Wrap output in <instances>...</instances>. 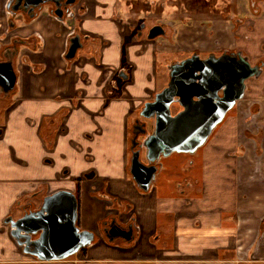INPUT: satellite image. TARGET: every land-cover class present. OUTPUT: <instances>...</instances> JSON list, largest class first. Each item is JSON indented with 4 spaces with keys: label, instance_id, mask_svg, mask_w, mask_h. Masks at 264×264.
<instances>
[{
    "label": "crops",
    "instance_id": "obj_1",
    "mask_svg": "<svg viewBox=\"0 0 264 264\" xmlns=\"http://www.w3.org/2000/svg\"><path fill=\"white\" fill-rule=\"evenodd\" d=\"M6 1L0 0V45L13 36L32 43L20 48L15 61L19 81L12 107L2 111L0 100V264L41 263L24 254L2 225L8 214H19L16 205L40 188L77 192L79 226L95 234L100 222L117 210L125 214L131 208L134 216L132 241L124 236H116L110 244L97 241L76 254L82 255L77 262L64 264H264L262 90L250 92V103L259 102L251 119L246 106L242 114L238 112L239 101L236 113L225 118L203 146L176 158L185 176L161 184L155 181L143 193L129 172V128L157 90V52L178 54L188 45L194 47V42L212 50L219 29L213 39L196 36L200 28L185 25L161 44L142 37L130 39L115 23L117 0H81L86 11L79 16L80 29L111 42L103 51L107 71L94 61L82 62L93 54L91 48L79 54L80 64L62 58L74 19L59 21L44 9L27 22L18 15L12 19L14 29L6 32ZM245 4L236 0L235 12L247 11ZM260 6L262 14L254 20L250 40L236 42L252 56L258 55L264 39V2ZM171 60L167 58V63ZM113 67H124L129 80L121 84V95L103 106V78L109 95ZM71 100L80 103L64 119L67 130L59 139L57 132V143L47 149L44 138L53 126L48 120L71 107Z\"/></svg>",
    "mask_w": 264,
    "mask_h": 264
},
{
    "label": "water",
    "instance_id": "obj_2",
    "mask_svg": "<svg viewBox=\"0 0 264 264\" xmlns=\"http://www.w3.org/2000/svg\"><path fill=\"white\" fill-rule=\"evenodd\" d=\"M13 0H10V4ZM12 11L29 7L28 11L48 0H15ZM163 34L160 26L151 28L148 35L154 38ZM67 57H72L79 46L78 38L71 40ZM170 82L167 88L147 102L141 115L153 119L151 132L143 128L147 163L140 160L139 152H133L130 160V174L139 188L147 190L154 179L156 167L153 164L162 155L173 152H195L203 146L215 128L223 121L226 113L237 100L244 96L245 79L257 75V69L243 66L227 53L213 59H199L196 55L172 63ZM16 75L11 61L0 62V86L4 92L13 89ZM222 90L220 96L218 91ZM177 102L182 110L172 114L170 104ZM78 203L73 192L59 190L45 196L35 211L20 218L4 220L10 225V234L23 253L39 261H58L93 245L97 237L93 232L80 230L77 226ZM132 225L120 227L114 221L109 235L133 238ZM36 236L34 238L33 236Z\"/></svg>",
    "mask_w": 264,
    "mask_h": 264
},
{
    "label": "flooded vegetation",
    "instance_id": "obj_3",
    "mask_svg": "<svg viewBox=\"0 0 264 264\" xmlns=\"http://www.w3.org/2000/svg\"><path fill=\"white\" fill-rule=\"evenodd\" d=\"M9 1L10 0H7L5 5H4L5 14L9 18V21L7 23L8 28H7L6 32H11L14 29V21L12 19H15V17H17L18 15H20L22 17L23 21L27 22V21L33 20L44 9H46L51 14V16H53L55 19H57L59 21L67 22L68 20L74 19L75 23L72 24L71 26H69V29H68L67 34H66L65 46H64V49L61 53L62 58L66 61H71L73 64H80L81 63V61H80L81 57L79 56V54L84 52V51H88V49L91 48L93 50V54L91 56L85 57V59H82V62L85 60L94 61L97 63V65H100L104 70L108 71V68L105 66V64L103 62V51L105 50L106 46H109L111 44V42L104 35H98V34L91 33V32H85V31L80 29L81 23L79 24L78 19H79V16L83 15L84 12L86 11V8L81 3V0H48V2L41 3L39 6L35 7L33 9V11H30V12L28 11L29 7L20 8L16 11H12V6L16 5V2H15V0H13L10 4H8ZM215 1L216 0H188V2L185 3L184 0H180L179 5L181 7V10L184 11L185 13H187L184 16L182 15L183 18H179L177 20L172 19V20H168V21H164L162 19H159L152 24H149L148 22H146L144 20V19H146L145 16H138L139 13L141 14V12L148 13L150 10H152V8L154 6H153V4L148 5L150 2L149 3H147L146 1L144 2V4H147L144 9L143 8L139 9V7H137V6H139V2L137 0H128V1L127 0H117V4H114L115 5L114 9L116 11L115 15L117 13V17L115 18V21H116L115 23L122 28L121 33H125V36H129L130 39H131V36L133 38H137V39L142 37L145 40H150V41L156 40L157 42H159V44H161L162 42H164V40L167 37L170 38L172 36H176L179 33V26H181V25H185L186 27H188V26L199 27L201 33H199L198 29L194 28L197 30L196 36H198V35L203 36V30H209L210 29L212 31L207 32L206 35H207V37H211V39H213V37H212L213 34L214 33L217 34V30L219 29V36H218L219 38H215L212 41V45L214 46V49L208 50V49H205L204 47L202 49L201 45L199 47L189 49V50L183 49L181 56L174 57L170 62H168V64H167L168 82H166L164 87H162L159 91H157V90L154 91L151 98L149 100H147L146 102H144L143 106L141 107V109L139 110V112L137 114L136 120H134L135 122H133L132 126L129 128V136H128V139H129V147L128 148H129V153H130L129 154V172H130V160H131V155L133 154V152L138 151L140 160L145 164L147 163V159L145 158V148L141 145V143L144 139V135H143L142 131H143V128H146V131L151 132L154 125L152 122L153 119L152 120L146 119L141 115V113H142V111H144L143 108L147 102L154 101L157 94L168 87L169 82H170L171 70H172V69H169V66L172 63L183 61L187 58H190L193 55H196L199 59L203 60V59H207L210 56H212L213 59H216V58L220 57L223 53H227L231 58H233V60L239 62L243 66L248 67V65H249V67L256 68L258 74L257 75L253 74L250 77H248L247 79H245L244 96L241 99L237 100L231 109H234L237 106L238 102L241 101L245 97L247 92H249V89H250L249 87H251L249 85V83H250L249 81L251 79H255V80L264 79V39H262V42H260L259 49H258V52H259V50H261L262 54L258 53V55H254V56L249 55L247 50L244 47H240L236 43L237 41L248 42L250 40V38H251L250 32L253 31V29L255 27V25H254L255 21L254 20L261 16L262 7L260 6V4H261V1L264 2V0H245V2H246L245 5H246L247 11H245V12L243 11L241 13L235 12L236 0H228L225 7L227 6L230 9L228 11V13H230V15H227V16L222 15L223 10H219V8H218L219 2L217 3ZM133 6H134V9H133ZM197 6L199 7V9L205 7L208 10L206 9L207 10L206 11L205 9H202L200 11V14H198V12L195 15L188 14V11H197L198 9L195 8ZM127 7H129L130 10L135 15H137V17H138L136 20V21H138V25L135 27V29L133 28V24L131 23V20L129 19V16H128L129 11L127 10ZM155 7H157V6H155ZM155 7H154V9H156ZM166 11H168V9H166ZM137 12H139V13H137ZM205 12H207V13H205ZM208 12H211L212 16L209 15ZM141 17L143 18V20L140 19ZM224 21H225V23H227L228 29H229V24H231V23H234V25L236 27H238L236 31L232 29V31L234 33L232 35L233 37H231V40L233 38V43H234L233 47L231 46L232 44L220 45L221 44V39H220V33H221L220 32V30H221L220 26L221 25L219 23L224 22ZM214 22H216V23L219 22V23L216 24ZM242 23H246V25H250V27L246 28V25H242ZM166 25L168 26V28L166 27ZM216 25L218 27H215ZM154 26H160V28L163 29V34H160L154 38H149L148 35L150 33V30ZM235 26H233V27H235ZM169 28L173 29V31L171 33H169V30H168ZM243 28H245L248 33L246 32V34L241 35ZM134 30H135V32H134ZM221 35H222V33H221ZM73 38H78L79 46L76 48L75 53L72 57H67V54L69 52V48L72 44L71 40ZM31 43L32 42L26 38H19L18 36H13L12 38H10V41L8 42V44L0 45V62L8 61V60L11 61L13 68H14V71H15V75H16V82H15V86L13 87V89L9 90L8 92H4L2 90V87L0 86V91H1V95H2V98H0L1 105H2L1 109L4 112L6 109L8 110L10 107H12V99L16 93L17 86H18L19 73L16 69L15 61H16V58L19 56V50L21 47L30 48ZM39 44H40L39 40L37 42H35V46H39ZM176 55H180V53H178ZM251 58H253V59H251ZM23 60H26V58H23ZM125 68L128 69V68H131V66H128V67L125 66ZM125 68L124 67L123 68L122 67L121 68L120 67L119 68L113 67V68L109 69L112 73V75H111L112 87L110 86L111 88L109 90V95H108V92L105 88V86L108 84V82L105 80V78L102 77L103 81H104L103 86H102V96L104 99L103 106L107 105L108 101L111 98L118 97L119 95H121V92H123L121 89V84L129 80V73H128V71L126 72ZM83 80H86V79H83ZM258 88H260V89H257V90H262L264 92V81H263V83H261L258 86ZM221 93H222V90H219L218 95L220 96ZM79 103H80V100H78V101L77 100H71V107H69L65 110H61L60 112L56 113V115L52 116L48 120V122H50V124L52 123L53 126L49 128V130H48V132L44 138L47 149L51 150L55 146V144L57 143L59 137L66 132L67 128H65V126H64V123H65L64 119L68 115V113L72 111V107L77 106ZM254 103H257V106H256L257 108L255 111H252L251 105ZM252 104L249 106V109L252 113L249 115V118H251L253 116V113H255L257 111V109L259 108V102H253ZM170 110H171L172 114H176L177 112L182 110V106H180L177 102H173L172 104H170ZM227 113H226L224 119L226 118ZM148 121H151V127L150 128L148 127V124H147ZM1 126H2V124L0 125V132L2 130ZM57 132H58V139H57ZM163 156L167 157L168 155H162L158 160L153 162V164L156 167V172L154 175V179L152 180L149 188L147 190H142L137 185L138 188L141 190V192L146 193L151 189V187H153L154 182H155V178H156L157 174L160 172L162 165H163V164H161V158ZM46 189L47 190L45 191L44 188H40L38 190V192H33L32 197L27 198L26 201L23 202L20 206H19V204L16 205V207L18 206L19 214L15 215L12 212V213L8 214L7 216H5L4 220L8 219V218H12L13 220H16V219L20 218L21 216H23V214H25V213L37 210V208L40 207V205L42 203V199L45 196L52 194L54 192H57L59 190H68V189H57L54 191H50L49 188H46ZM73 194L75 195V192H73ZM38 198H39V201L36 200ZM78 202H79V195H78L77 203ZM130 209L128 210L129 212H126L125 214H123L117 210V212H115V216H112L108 219L101 221L99 226H98L99 227L98 232L96 234L93 232L97 237V241H102V242L110 244L111 241L108 239L106 234L107 233L109 235L111 234L110 229H111V224L113 221L115 224L119 225L120 227L124 226L125 228H127L129 224L132 225V227H133L132 228L133 229V238L130 239L132 241L135 238L134 232H136V228H135L134 223H133L134 222V216H133L132 210L130 211ZM126 215H130L128 219L125 218ZM78 219H79V209H78V218H77L78 222L76 224L80 230H85V229L80 228ZM4 220L2 221V225H4L5 227L8 228L9 234H10V225L5 224ZM10 236H11V234H10ZM36 236H37V234L33 237L36 238ZM127 240H129V239H127ZM129 247H131V245ZM85 248H87V247H85ZM85 248H83L81 251L85 250Z\"/></svg>",
    "mask_w": 264,
    "mask_h": 264
},
{
    "label": "rangeland",
    "instance_id": "obj_4",
    "mask_svg": "<svg viewBox=\"0 0 264 264\" xmlns=\"http://www.w3.org/2000/svg\"><path fill=\"white\" fill-rule=\"evenodd\" d=\"M137 1L139 2V6H137V7H139V9L140 8H143V9L145 8V6L147 5V4H144L145 1L147 3L150 2L148 5L153 4L154 7L157 6V7H155L156 9H154V7H153L152 10H150L148 13L141 12V14H140L139 12H137V13H139L138 16H145L146 19H144V20L146 22H148L149 24H152V23L156 22L159 19H162L164 21H168V20H172V19L173 20H177L179 18H183L182 15L184 16V15L187 14L184 11L181 10V7L179 5L180 0H137ZM184 2L187 3L188 0H184ZM215 2H217V3L219 2L218 8H219V10H223L222 15H224V16L230 15V13H228V11L230 9L227 6L225 7V5L227 4L228 0H216ZM195 8H197L198 10L197 11H188V14L195 15L197 12H198V14H200V11L202 9H205V10L207 9L205 7L199 9L198 6L195 7ZM133 9H134V6H133ZM166 9H168V11H166ZM127 10L129 11L128 12L129 19L131 20V23L133 24V28L135 29V27L138 25V21H136L138 17H137V15H135L130 10L129 7H127ZM205 13H207V12H205ZM208 13H209V15L212 16L211 12H208ZM140 19L143 20L142 17ZM214 23H216V22H214ZM219 24L221 25L220 26L221 32L223 31L222 35L220 33V39H221V44L220 45H222V44H224V45L232 44L231 46L233 47L234 43H233V38L231 40V37H233L232 35L234 33H233L232 29L236 31L238 27H236L234 25V23H231V24H229V29H228L227 28L228 25H227V23H225V21L221 22ZM242 25H246V23H242ZM233 26H235V27H233ZM166 27L168 28L167 25H166ZM215 27H218V26L216 25ZM248 27H250V25H246V28H248ZM168 30H169V33H171L173 31V29H170V28ZM210 31H212V30H210V29L209 30H203V36H204L205 39H207V35H206L207 32H210ZM134 32H135V30H134ZM246 32H247L246 29L243 28L241 35L246 34ZM259 33H261V32H259ZM229 40H230V43H228ZM193 44H194V47H192V45H188V47L185 48V49L189 50V49H193V48L199 47V45H195L196 44L195 42ZM176 52L180 53V55L174 54L173 51H170V52L169 51L157 52L156 56H157V59H158V62H159V65H157V69H156V72H155V80H156V85H157V91H159L162 87H164L166 82H168V77H167L168 76L167 75V64H168L167 63V58L173 59L174 57L181 56L182 51L179 50V52H178V50H177ZM258 53L262 54L261 50H259ZM251 59H253V58H251ZM263 81H264V79H262V80L261 79H258V80L251 79L249 81L250 82L249 85L251 86V87H249L250 88L249 92L246 93V96L242 99V101L239 103V106L237 107L238 112L239 113L241 112L240 114H242L244 112V107L245 106H246V108H249V106L252 104V103H250V101H251V98H250L251 90H257L258 86L261 83H263ZM251 106H252L251 107L252 111H255L256 108H257L256 107L257 103H254ZM246 112H247V115H248V110ZM234 113H236V109L229 110L228 113H227L226 118L228 116H230V114L232 115ZM224 120H226V119H224ZM223 121L217 127H219L223 123ZM147 124H148V127L150 128L151 127V121H148ZM216 128H215L214 132L216 131ZM199 152L200 151H198V153H196L194 155L195 156V161H196V172H195L196 176H198L197 174L199 173L198 169L200 171ZM181 154H183V155H181ZM182 156L186 157L187 155L184 154V152H173L170 155H168L167 157L163 156L161 158V164L164 163V165H163V172L161 173V176H158V177L156 176V178H155V181L158 184H161V182H163L164 180L171 181L176 176L182 177V176H185L187 174V172L182 170V169L178 170V166L180 164L178 163L176 158L177 157H182ZM184 157H182V158H184ZM198 165H199V167H198ZM165 188L167 189V186ZM36 200L39 201V198L36 199ZM76 254H73V255L67 257L64 260L51 261V262H48V261L43 262V261H41V263H39V264H64V263H62V261H65V260L67 262L68 261L69 262H77L79 260V258L82 257V255L79 256V255H76ZM32 258H34V257L32 256ZM34 259L37 260L36 258H34Z\"/></svg>",
    "mask_w": 264,
    "mask_h": 264
},
{
    "label": "trees",
    "instance_id": "obj_5",
    "mask_svg": "<svg viewBox=\"0 0 264 264\" xmlns=\"http://www.w3.org/2000/svg\"><path fill=\"white\" fill-rule=\"evenodd\" d=\"M75 196L77 198V201H78V193L75 192ZM78 209H79V202H78ZM78 222V221H77Z\"/></svg>",
    "mask_w": 264,
    "mask_h": 264
}]
</instances>
